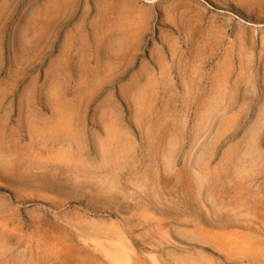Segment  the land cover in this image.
<instances>
[{"label":"rangeland","instance_id":"rangeland-1","mask_svg":"<svg viewBox=\"0 0 264 264\" xmlns=\"http://www.w3.org/2000/svg\"><path fill=\"white\" fill-rule=\"evenodd\" d=\"M122 247L264 264V0H0V264Z\"/></svg>","mask_w":264,"mask_h":264},{"label":"bare ground","instance_id":"bare-ground-1","mask_svg":"<svg viewBox=\"0 0 264 264\" xmlns=\"http://www.w3.org/2000/svg\"><path fill=\"white\" fill-rule=\"evenodd\" d=\"M134 22V21H133ZM159 59V58H158ZM104 254L109 256L115 264H128L127 252L124 248H118L115 250H104Z\"/></svg>","mask_w":264,"mask_h":264}]
</instances>
